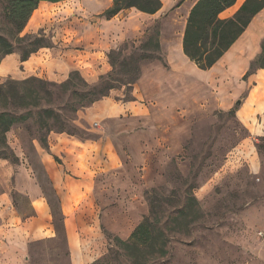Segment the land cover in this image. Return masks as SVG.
Here are the masks:
<instances>
[{"label":"rangeland","instance_id":"rangeland-1","mask_svg":"<svg viewBox=\"0 0 264 264\" xmlns=\"http://www.w3.org/2000/svg\"><path fill=\"white\" fill-rule=\"evenodd\" d=\"M113 1L41 2L21 35L37 36L44 46L30 56L29 75L22 67L14 77L0 74V86L32 77L58 86L74 71L90 86L108 76L116 86L77 113L64 111L70 134L44 136L32 122L7 134L0 215L7 202L22 218L34 214L21 192L32 179L58 234L31 243L27 264H70L63 205L82 244L74 253L80 264L105 257L109 237L127 240L151 214L170 241L168 254L149 264H264V149L257 146L264 145V69L246 76L261 52L264 15L202 70L180 51L188 8L199 0H161L164 10L155 15L128 9L101 17ZM241 1L221 17L234 16ZM3 7L0 0V13ZM33 47L18 45L14 55ZM89 49L96 55L74 66ZM42 60L46 65L32 76ZM54 92V103H69ZM188 199L195 207L180 216Z\"/></svg>","mask_w":264,"mask_h":264},{"label":"trees","instance_id":"trees-1","mask_svg":"<svg viewBox=\"0 0 264 264\" xmlns=\"http://www.w3.org/2000/svg\"><path fill=\"white\" fill-rule=\"evenodd\" d=\"M0 13V64L9 55L16 52L18 45L29 43L33 47L23 51L21 61L26 62L40 48L42 39L34 36H21L34 11L41 2L59 3L66 0H3ZM238 0H199L189 13L183 37V52L200 69L214 67L235 45L248 29L253 19L264 10V0H246L236 14L223 19L221 15L234 7ZM163 7L161 0H114L113 5L104 11L101 17L111 20L122 11L136 9L142 13L155 15ZM159 48V46H158ZM112 65V54L110 55ZM264 69V40L261 52L251 65L246 76ZM139 75H131L129 84H133ZM112 76L101 78L98 86H90L74 71L61 85L32 77L23 81L8 79L0 86V158H9L10 146L7 134L18 124L32 122L39 134L67 133V119L64 111L77 113L79 109L92 105L108 97L116 88ZM57 88L70 97L69 103H54ZM39 137L45 149L47 139ZM264 142V138L261 139ZM262 151L264 145H257ZM195 207V199H188L179 212L186 216L187 210ZM162 221L153 214L144 218L127 240L110 238L109 253L94 264H149L152 258L168 254L169 237L163 230Z\"/></svg>","mask_w":264,"mask_h":264},{"label":"crops","instance_id":"crops-1","mask_svg":"<svg viewBox=\"0 0 264 264\" xmlns=\"http://www.w3.org/2000/svg\"><path fill=\"white\" fill-rule=\"evenodd\" d=\"M238 2L239 0L236 4H238ZM196 3L197 2H193V4L189 6L188 16ZM164 6L165 5L163 4V7L160 11L164 10ZM263 15L264 10L253 19L252 23L258 19H261ZM70 40H72V38ZM236 43L234 46H236ZM234 46L232 48H234ZM91 47L94 48L93 45H91ZM232 48L230 50H232ZM230 50L227 52V54L230 52ZM180 51L184 54L183 48ZM79 53L80 55L75 57L76 61H73L74 66H76L79 62H85L89 57L96 55V50H83ZM31 60L32 59L22 62L21 57H17L14 54L9 55L0 64V74L8 76L11 75L14 77L17 69L19 70L22 67L24 72L29 75L28 65L30 64ZM40 64L46 65V62L42 60V62L39 63L36 68H32V76L36 74ZM27 182L29 185L27 186L28 188L25 189L22 187L23 189H21V192L27 193L29 199L31 200L32 209L34 210L33 215H31L29 218H22L19 216V214L13 211V207L10 206L8 202L5 204V206H1L2 209L4 211L6 210L7 212L1 213L0 215V264H27L30 259L29 245L31 243L43 240L58 239L57 231L51 224V209L47 201L42 197L41 188L32 179H29ZM1 200L4 199L0 198V202H2ZM63 213L65 215V240L67 243V250L69 252L70 264H80L82 263V258L75 257L74 253L77 250L76 246L82 244L76 243V234H74L69 227L68 219L66 218L67 211L64 205ZM80 250L82 251V248Z\"/></svg>","mask_w":264,"mask_h":264}]
</instances>
